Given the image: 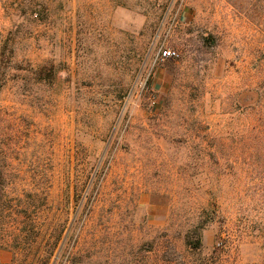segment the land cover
<instances>
[{"label": "rangeland", "instance_id": "374dc122", "mask_svg": "<svg viewBox=\"0 0 264 264\" xmlns=\"http://www.w3.org/2000/svg\"><path fill=\"white\" fill-rule=\"evenodd\" d=\"M7 38L0 153L37 230L0 264H264V0H0Z\"/></svg>", "mask_w": 264, "mask_h": 264}, {"label": "trees", "instance_id": "16d2710c", "mask_svg": "<svg viewBox=\"0 0 264 264\" xmlns=\"http://www.w3.org/2000/svg\"><path fill=\"white\" fill-rule=\"evenodd\" d=\"M29 8L30 12L36 16L37 13L35 9L33 7ZM11 40V38L5 39L0 46V87L6 71L3 66H7L14 56V47L12 46ZM8 187L9 184L6 175V162L5 158L0 153V245L18 249L23 243V239L30 234L29 232H34L37 229L32 227L28 232L23 229V231H21L18 219L14 217L15 214H17L16 208L18 205L15 204L14 199L13 203L10 201V198L8 197ZM33 195L34 193L31 192L26 194V196L30 197ZM37 208L39 207L37 206ZM35 211L36 212L31 215V218H29L30 224L35 220L37 210L35 209ZM199 229H195V232H189L186 235V245L191 249H198L201 247L200 235L198 233ZM22 237L23 239H21ZM58 240V238H55L51 245H47V254L43 257L44 262L48 261V259H50L53 255ZM9 242H11V244Z\"/></svg>", "mask_w": 264, "mask_h": 264}, {"label": "built area", "instance_id": "2783aa9c", "mask_svg": "<svg viewBox=\"0 0 264 264\" xmlns=\"http://www.w3.org/2000/svg\"><path fill=\"white\" fill-rule=\"evenodd\" d=\"M175 55V53L169 49H166L164 51L161 52V58L162 59H168L171 58Z\"/></svg>", "mask_w": 264, "mask_h": 264}]
</instances>
